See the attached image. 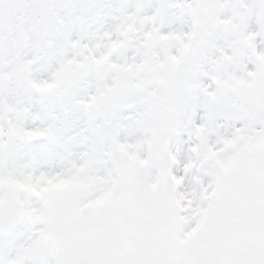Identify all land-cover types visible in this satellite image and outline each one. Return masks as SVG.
<instances>
[{
	"label": "snow or ice",
	"instance_id": "6c2138e0",
	"mask_svg": "<svg viewBox=\"0 0 264 264\" xmlns=\"http://www.w3.org/2000/svg\"><path fill=\"white\" fill-rule=\"evenodd\" d=\"M0 264H264V0H0Z\"/></svg>",
	"mask_w": 264,
	"mask_h": 264
}]
</instances>
